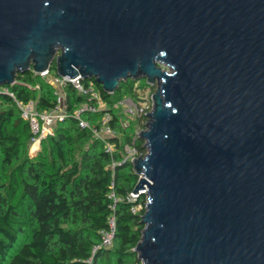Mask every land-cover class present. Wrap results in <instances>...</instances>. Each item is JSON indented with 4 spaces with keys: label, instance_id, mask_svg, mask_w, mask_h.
<instances>
[{
    "label": "water",
    "instance_id": "95a60500",
    "mask_svg": "<svg viewBox=\"0 0 264 264\" xmlns=\"http://www.w3.org/2000/svg\"><path fill=\"white\" fill-rule=\"evenodd\" d=\"M53 62L156 86L138 264H264V0H0V87Z\"/></svg>",
    "mask_w": 264,
    "mask_h": 264
},
{
    "label": "trees",
    "instance_id": "16d2710c",
    "mask_svg": "<svg viewBox=\"0 0 264 264\" xmlns=\"http://www.w3.org/2000/svg\"><path fill=\"white\" fill-rule=\"evenodd\" d=\"M50 72L57 76L55 62ZM93 81L110 105L125 96L138 98L133 79L121 81L113 94ZM4 87L18 101H34L40 112L55 106L54 86L32 69L18 72L15 83ZM82 102L69 87L68 109L72 111ZM104 113L86 118L96 121ZM111 113L118 134L111 139L112 154L69 118L59 122L53 135L43 139L40 150L31 156L29 122L21 117L14 98L0 92V264H88L93 247L100 244V231L107 229L111 217L116 225L112 246L100 248L93 264L140 262L134 248L142 237L145 207L137 213L131 208L144 206L146 198L142 195L136 202H119L113 210L109 197L111 193L117 197L131 193L139 180L132 163L123 162L124 147L136 134L120 127L118 113ZM137 120L144 129L149 119L143 114ZM135 147L138 155L146 154L143 139L136 137Z\"/></svg>",
    "mask_w": 264,
    "mask_h": 264
},
{
    "label": "built area",
    "instance_id": "2783aa9c",
    "mask_svg": "<svg viewBox=\"0 0 264 264\" xmlns=\"http://www.w3.org/2000/svg\"><path fill=\"white\" fill-rule=\"evenodd\" d=\"M38 75L42 78H47L54 86L56 103L55 106L48 111H38L34 101L32 100L28 102L16 100L14 94L10 92L7 87L1 86L3 89H0V92L9 94L12 98H14L21 112V117L29 122L31 132L33 134L32 142L34 145L37 144V146H39L43 139L47 136L53 135L54 128L59 122L69 118H74L80 129L90 131L93 138L102 142L107 152L112 154L114 144L111 142V139L115 138L118 134L117 129L112 126L114 116L111 111L113 110L118 113V125H120L123 129H127L130 125L129 118L131 116L139 118L141 115L146 114L147 117L150 113L146 108L139 106L134 98L129 96H125L120 101L110 105L106 100H104L101 91L92 79H86L81 76H76L74 78H70L68 76L60 77L58 75L53 76L50 72V68ZM69 87H71L76 94L84 99V102L76 106V108L72 111L68 109L67 104V89ZM122 107L125 108V114L123 116L118 112V109ZM102 111H105V113L96 121L86 118L88 115H97ZM145 128L143 130H145ZM139 135L140 132L136 134L131 144L125 145L123 162L129 161L132 163L134 158L138 157L135 141L136 137L140 138ZM142 195L145 196L147 202L146 188L137 193L131 192L122 197H117L114 193H111L109 196L113 200L111 208L114 210L116 204L123 201L136 202ZM145 206L146 203L144 206H142V204L133 206L131 208V212L137 213ZM115 226L114 217L109 218L108 227L107 229L100 231V244L93 247L91 257L87 260L88 264H93V257L100 248H109L112 246L116 228Z\"/></svg>",
    "mask_w": 264,
    "mask_h": 264
},
{
    "label": "rangeland",
    "instance_id": "374dc122",
    "mask_svg": "<svg viewBox=\"0 0 264 264\" xmlns=\"http://www.w3.org/2000/svg\"><path fill=\"white\" fill-rule=\"evenodd\" d=\"M164 67V66H162ZM131 79V78H129ZM135 80V85L137 86V90H138V98H134L135 101L139 104V106L146 108L148 111L152 109L153 106V102H152V93H154L156 91V86H152L150 84L147 83L145 78H140V79H133ZM141 87V88H140ZM145 87V88H142ZM125 108H119L118 112L123 116ZM126 117V115H125ZM138 117L136 116H131L129 118V122L130 125L128 126L127 129L130 128V130H132L133 132H135V134H138L140 132V129H143L141 126H139L138 124ZM146 129V128H145ZM33 142L28 146V153L31 156H34L39 150H40V146L41 144L36 148L33 149Z\"/></svg>",
    "mask_w": 264,
    "mask_h": 264
},
{
    "label": "bare ground",
    "instance_id": "6f19581e",
    "mask_svg": "<svg viewBox=\"0 0 264 264\" xmlns=\"http://www.w3.org/2000/svg\"><path fill=\"white\" fill-rule=\"evenodd\" d=\"M37 147H38L37 144L33 145V149H36Z\"/></svg>",
    "mask_w": 264,
    "mask_h": 264
}]
</instances>
